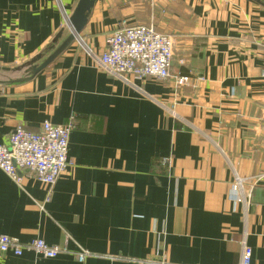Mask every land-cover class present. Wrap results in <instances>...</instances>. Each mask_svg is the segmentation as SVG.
<instances>
[{"label": "crops", "instance_id": "obj_1", "mask_svg": "<svg viewBox=\"0 0 264 264\" xmlns=\"http://www.w3.org/2000/svg\"><path fill=\"white\" fill-rule=\"evenodd\" d=\"M79 1L0 0V82L24 77L19 68L50 55L61 31L59 43L70 35ZM123 21L172 35L171 73L190 85L104 70L99 58ZM72 118L73 167L51 193L0 169V237L70 254L0 251V264H239L244 240L251 264H264V5L97 0L50 66L32 81L0 84V145L19 125L38 133ZM81 250L90 253L84 262Z\"/></svg>", "mask_w": 264, "mask_h": 264}, {"label": "built area", "instance_id": "obj_2", "mask_svg": "<svg viewBox=\"0 0 264 264\" xmlns=\"http://www.w3.org/2000/svg\"><path fill=\"white\" fill-rule=\"evenodd\" d=\"M173 60L172 35L158 32L153 26H129L123 21L108 37L107 49L99 58V64L115 77L130 76L140 80L150 77L158 81L172 79L177 86H189L188 77L172 75ZM73 120L64 125L45 122L38 133L28 131L22 125L16 127L7 143L0 145V169L15 181H21L20 174L26 173L48 187L51 193L61 176L73 167L69 160V139L75 129ZM242 189V181L237 180L233 185V195L238 202H241ZM49 200L48 197L45 203ZM25 250H31L46 259L70 254L67 247L51 246L41 239L23 244L17 238L6 235L0 237L1 252L12 251L21 256ZM89 256L88 251L76 253L79 262H84ZM251 258L252 250L244 240L239 264H251ZM146 264L170 263L162 259L147 261Z\"/></svg>", "mask_w": 264, "mask_h": 264}, {"label": "water", "instance_id": "obj_3", "mask_svg": "<svg viewBox=\"0 0 264 264\" xmlns=\"http://www.w3.org/2000/svg\"><path fill=\"white\" fill-rule=\"evenodd\" d=\"M96 1L97 0H80L73 15L68 19L70 35L67 38L63 39L61 43H59L64 35V32L61 31L55 37L53 44L50 47L52 51L50 55H48L47 52L38 55L32 61L19 68V70L27 68L25 71L26 75L24 77L16 80L0 82V84L12 85L15 83L32 81L38 74H40L48 66H50L59 56H61L65 51H67V49L76 41V39L84 31ZM253 1L264 5L262 0Z\"/></svg>", "mask_w": 264, "mask_h": 264}, {"label": "bare ground", "instance_id": "obj_4", "mask_svg": "<svg viewBox=\"0 0 264 264\" xmlns=\"http://www.w3.org/2000/svg\"><path fill=\"white\" fill-rule=\"evenodd\" d=\"M83 42V41H82Z\"/></svg>", "mask_w": 264, "mask_h": 264}, {"label": "rangeland", "instance_id": "obj_5", "mask_svg": "<svg viewBox=\"0 0 264 264\" xmlns=\"http://www.w3.org/2000/svg\"><path fill=\"white\" fill-rule=\"evenodd\" d=\"M23 70V69H22Z\"/></svg>", "mask_w": 264, "mask_h": 264}]
</instances>
